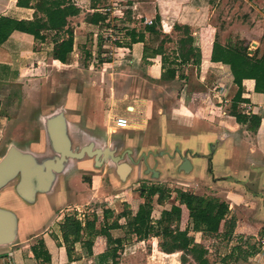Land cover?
<instances>
[{"label":"crops","instance_id":"obj_1","mask_svg":"<svg viewBox=\"0 0 264 264\" xmlns=\"http://www.w3.org/2000/svg\"><path fill=\"white\" fill-rule=\"evenodd\" d=\"M17 1L0 0V17L33 20L35 10L18 7ZM115 1L73 0L75 5L82 10L79 16L69 20L71 27L74 28L75 53L78 49L80 53L85 50L86 54L90 55L92 51L86 49H89L90 45L94 43L93 41L99 39L101 34L98 28L102 24L87 23L86 16L92 13L107 15L104 13L107 8L104 7L114 6ZM44 35L45 40L38 41L30 34L16 31L6 42L0 44V147H3L5 152L10 146H16L21 150L38 155L44 154L48 149L44 127L45 118L40 116L42 118L39 119L36 110L39 108L40 101H43L44 92H48L46 87L49 74L56 66L57 68L58 66L68 67L52 57L54 45L66 39L67 36L64 33L57 34L55 32H46ZM98 45V53L102 54L101 59L105 58L107 51L113 55L111 62L107 61L108 63H106V59H102L103 65L119 66L118 69H122V67L129 69V66L130 69L139 68L148 77L160 80L162 58L161 56L154 59L148 58L147 61L150 64L146 63L144 43L131 45L127 43L123 47L115 45L111 46L110 50L106 49L107 46L103 42ZM92 54L97 53L93 51ZM120 66L122 67L120 68ZM203 66L207 70L209 69L208 64ZM181 68L187 69L186 76L188 78H186L190 83L194 84L196 81L204 86L205 79L200 81L198 78H194L195 66L193 65L177 67L176 78L167 82H174L182 78L179 76ZM237 91L238 87L233 83L222 84L218 81L208 89L207 93L192 94L190 102L186 97L180 99L179 109L173 110V114L167 116L160 111L158 121H154L149 116L148 104L145 99L132 100L130 105L124 106V109L121 110L118 107H123V105H115V100L110 108H106L105 106H110L107 100H99L96 95L94 100L89 101L88 99L87 101L86 98L89 94L75 91H68L60 110L65 113L74 144H82L84 147L93 142L94 149L115 150L114 156L118 155L120 146L121 150L125 148L121 152V155L124 156L123 161L132 167V171L124 181L118 175V165H115L110 159L108 162L102 161L99 166L94 158L87 157L84 161L78 162L81 170L89 172L110 166L113 171L112 183L115 187L118 186V183L129 185L135 180H148L150 176L151 180L158 184L147 183L145 185L161 188V192L156 195L153 201L152 218L154 221L161 218L163 211L170 210L174 205L179 204L177 190L190 191L206 198H209L207 195H210V198L226 202L230 210L229 218L235 219L242 226H240L239 233L241 234H238V237L224 241L232 247L229 253L224 255L223 258L228 257L222 259V262L230 264L231 261L238 260L245 264H264V253L251 254L252 251H250L247 259H237L238 252L236 251L242 242L239 235H243L242 233L246 229L243 225L257 231L264 228V94L256 93L253 83H247L244 86L243 98L249 102L241 103L238 109L249 118L252 115L261 118L260 125L254 128L251 123L239 124L231 115V106ZM187 101L190 105H187ZM120 102L124 104L125 100H119L118 103ZM121 117L128 119L127 126L121 127L117 124L116 118ZM24 119L26 129L23 137L17 126L22 125L20 121ZM35 131L40 133V138H34ZM124 132H127V138H119ZM89 134L102 135L100 147H96V142L88 141L86 136ZM139 151L140 153H138ZM197 155L201 157L199 158ZM151 157H155V159ZM101 158L103 159V156ZM184 158H188L191 164L188 173L180 171ZM167 159H170L171 166H168ZM198 166H200L201 172L197 171ZM72 167L70 165L65 173L58 177L52 192L43 196H55L57 204H65L70 197L76 196V194L70 193L69 187H65V190L61 192L57 190L59 184L70 186L69 182H73L74 177L69 175ZM148 167L155 169L158 174L153 175L148 172ZM174 182L182 187L177 186L178 189L172 191L170 188ZM83 186L86 184L84 183ZM142 186L137 183L133 187L135 192H129L127 195L123 192L122 195L126 199L122 198L118 205L111 207L110 210L114 211L116 215H120L129 196L143 203L144 200L139 195ZM204 191H208L210 194L208 192H206L207 195L198 193ZM59 194L62 195L59 196ZM78 198L80 199L79 203L81 201L82 203L88 202L84 193ZM113 204L114 202H111L110 206ZM56 210H58L57 206L51 213L54 221L48 225L44 232L35 236V238H40V242L30 238L26 243L19 245L18 254L15 252L17 264H112V252L104 250L91 257L81 243L75 245V254L73 260L70 261L63 246L60 228L65 215H55ZM77 211L81 215H85L81 213L80 209ZM66 212H72V209L70 208ZM95 215L100 218L96 224V231H100L104 226L103 213L97 212ZM90 218V215H85L82 220L83 224L86 219ZM113 221L114 218L108 220L109 224H112ZM125 223V219L120 220L121 225H125ZM110 233L114 239L125 240L124 246L130 238L134 237H126L125 229L111 230ZM258 236L260 235L250 231L244 235L245 239L251 237L248 241L249 245ZM86 239L95 240V234L85 233L84 240ZM31 240L37 243L31 245L33 244ZM233 240H236L235 245H233ZM41 244L44 246V250L41 246L36 247ZM30 245L33 248H30ZM12 248L15 247H0V254L8 252ZM243 249L247 251L246 246ZM34 250L40 253L38 259L35 258ZM42 251L48 252L50 261H44L45 256L42 255L45 254Z\"/></svg>","mask_w":264,"mask_h":264},{"label":"rangeland","instance_id":"obj_2","mask_svg":"<svg viewBox=\"0 0 264 264\" xmlns=\"http://www.w3.org/2000/svg\"><path fill=\"white\" fill-rule=\"evenodd\" d=\"M114 4V6L104 7L111 9L110 11L107 9L104 11L108 15V19L98 28L99 32H101L99 39H95L94 43L90 45L91 47L86 49L91 50L92 53L95 51L97 54L93 55L91 53L89 55L88 53L86 54L85 50L80 53L77 49L73 63L68 65L67 68L62 66L57 68L56 66L53 72L49 74L48 86L46 87L48 92H44L43 101H40L39 108L37 107L38 109L36 110L39 119L50 117L58 112L68 91H75L89 94L86 98L87 101L88 99L89 101L94 100L96 95L99 100H107L110 106H105L106 108H110L115 100V105H123V107H118L121 110L124 109V106L130 105L129 103L132 100L145 99L148 104L149 116L154 121H158L160 111L164 113L163 115L167 114V116L173 114V110L179 109L180 99L186 97L190 102L192 94L207 93L212 85L220 81L215 73L211 71L207 73L208 70L205 66L201 67V70L195 67L196 73H193L194 78H198L200 81L205 79V82H203L204 86H202L199 84L200 82L195 81L193 84L188 81V76H186L187 69L185 68H181L179 72V76L182 78L174 82H164L148 77L139 68L130 69L131 67L129 66V69H127L120 66L122 69H118L119 66L103 65L102 59H106V61L104 60L106 63H108L107 61L111 62L113 55H111L110 51H107L105 58L101 59L102 54L101 52L98 53V43L103 42L107 46H105L106 49L109 50L111 46L116 45V42L127 45V43H130L128 33L133 30L137 33H144L146 42L152 48H157L164 41L166 43V58L169 62L173 61L175 57L177 40L180 37V34L174 29L177 24L182 26L189 25L195 37L199 36L200 29L209 27L210 36L217 32L219 41L223 45H236L243 41L249 46L250 55L258 48L264 49V0H116ZM157 18H159L160 22H158ZM152 25L156 27L155 34L146 31V27ZM205 65H207V62ZM201 76H204V78ZM119 100H125L124 104L118 103ZM188 101L186 103L190 105ZM40 116L42 117L40 118ZM20 122L22 125L17 127H19L20 133L22 132L21 135L24 137L26 129L25 119ZM94 135L89 134L86 137L88 141L96 142V147H100V141L102 142L101 139H103L101 138L102 135H95L96 137ZM126 135L127 132H124L119 138L125 139L127 138ZM34 138H40V133L36 132ZM81 147L82 144H74V148L80 149ZM122 150L119 146L118 155L122 154ZM4 154L5 149L0 147V159ZM197 157L200 158L201 156L197 155ZM151 158L155 159V157ZM166 162L168 166H171L170 159H167ZM71 165L73 169L70 170L69 175L74 177L73 182H69L70 186L59 184L57 187L59 192L65 190V187H69L70 193L76 194V196L70 197L65 204H57L55 196L45 197L42 194L38 197L35 204H24L25 202L15 193V183H11L2 191L0 207L12 210L19 217V237L14 246H12L15 248L8 250V252L11 251L18 254L19 245L26 243L30 238L40 242V238H35V236L44 232L48 225L54 221L51 213L56 206L58 210L54 212L55 215L62 216L64 214L66 217L70 214L79 219L80 213L77 209H80L81 213L90 215V219H92L97 212L102 214L104 210L111 209L113 206L116 207L121 199L125 198L122 195L123 192L126 195L129 192H135L133 187L137 183L140 185L147 183L158 184L151 180L149 176L148 180H135L129 185L124 183L120 185L118 183V186L115 187L112 183L113 171L110 166L84 172V170L80 169L78 162L72 161ZM200 166L202 165L200 164ZM200 166H198L197 171L201 172ZM207 168L208 166L206 165ZM82 182L86 186H83ZM172 185V188H170L172 191H176L178 189L177 186L182 187L177 182ZM206 192L208 191L198 193L207 195ZM83 193L88 198L87 203H82V201L79 203L80 199L78 196ZM208 193L210 194V192ZM61 195L59 194V196ZM207 196L210 198V195ZM111 202H114V204L110 206ZM70 208L72 212L67 213L66 210ZM192 235L194 234L192 233ZM259 237L254 238L250 246L255 247V250L259 251L257 253L263 254L264 244L260 242ZM261 237L264 238V236ZM201 240H204L207 248H209L211 262L213 264H224L222 259L228 257L223 258L224 255L229 253L232 246L226 242H219L215 238L211 241L209 238L204 239L200 235L198 236V241ZM160 241L157 238H150L145 242L138 240L136 237L130 238L120 251L119 264H195L190 258L187 263H182L180 261L181 253L173 255L163 253L160 249ZM31 242H33L31 245L37 243L32 240ZM235 244L236 240H233V245ZM31 245L30 248H33ZM40 246L42 247V244L36 245V247ZM231 262L227 263L245 264L243 261L238 262V260Z\"/></svg>","mask_w":264,"mask_h":264},{"label":"trees","instance_id":"obj_3","mask_svg":"<svg viewBox=\"0 0 264 264\" xmlns=\"http://www.w3.org/2000/svg\"><path fill=\"white\" fill-rule=\"evenodd\" d=\"M17 6L34 9L33 20H16L10 17H0V44L6 42L16 31L30 34L38 41L45 40L46 32L64 33L67 38L57 42L52 50V57L65 65L74 62V29L70 25V19L81 14L73 0H18ZM108 16L101 13L89 14L86 22L99 25L107 21ZM158 22H160L159 18ZM121 22V21H118ZM174 29L180 34L175 49V57L169 62L165 53V42L163 41L157 48H152L146 42L144 33H137L133 30L128 33L130 45L144 43V60L150 64L148 58L154 59L157 56L162 58L161 81L174 80L178 74L177 67L183 65H193L201 70L207 64L208 70L219 77L222 84L233 83L238 87L232 106L231 115L239 124L251 123L254 128L258 127L261 118L252 115L250 118L239 111L241 103H248L243 98L244 86L253 83L256 93L264 94V49H256L250 55L249 46L245 42L233 45H223L220 43L217 32L210 36L209 27L200 29L199 36L195 37L189 25H175ZM146 31L156 33L154 25L147 26ZM116 46L123 47L122 43ZM103 61V60H102ZM205 63V64H204ZM202 72V71H200ZM203 75V74H202ZM204 78V76H201ZM161 192L157 186L143 185L139 190L140 198L144 200L127 197V203L120 215L110 209L103 211L104 226L100 231H96V224L100 221L97 215L92 219H86L85 223L76 217L66 216L61 224V233L68 258L73 260L75 245L81 243L89 256H94L104 250L112 252V264H119L120 251L124 248L123 239H114L111 230L125 229L126 237H136L140 241H148L150 238L160 239V249L167 255L181 253L180 261L187 263L189 258L195 264H213L209 258L211 254L204 240L198 241V236L204 239L214 238L219 242L231 240L238 237L240 225L235 219L229 218V206L226 202L216 198H206L192 192L177 190L179 204L174 205L170 210H165L161 218L154 221L153 201L156 195ZM162 200L160 199V202ZM114 218L112 224L108 220ZM125 219V225L120 224V220ZM246 229L243 235H239L242 242L236 251L237 259H247L258 250L250 246L244 235L249 233L264 236V228L261 231ZM95 234L94 239L84 240V234ZM192 233L194 235H192ZM218 246V245H217ZM247 247V251L243 247ZM250 246V247H249ZM42 250L44 246L42 245ZM44 252V251H42ZM35 258L40 257V253L34 250ZM44 261H50L48 252H44Z\"/></svg>","mask_w":264,"mask_h":264},{"label":"water","instance_id":"obj_4","mask_svg":"<svg viewBox=\"0 0 264 264\" xmlns=\"http://www.w3.org/2000/svg\"><path fill=\"white\" fill-rule=\"evenodd\" d=\"M44 127L48 149L44 155L10 146L0 159V196L11 183H15L16 195L26 204H35L38 197L52 192L58 177L65 173L72 161L81 162L94 158L100 166L109 159L118 165V175L124 181L132 167L124 162V156H114L115 150L96 148L92 142L80 149L74 148L69 124L63 110L45 118ZM48 152V153H47ZM103 156V159L101 158ZM157 175L155 169H150ZM191 164L184 158L180 171L188 173ZM19 237V217L12 210L0 207V247H12Z\"/></svg>","mask_w":264,"mask_h":264},{"label":"built area","instance_id":"obj_5","mask_svg":"<svg viewBox=\"0 0 264 264\" xmlns=\"http://www.w3.org/2000/svg\"><path fill=\"white\" fill-rule=\"evenodd\" d=\"M116 122L121 127H125L128 125V119L126 118H116ZM85 218V215L79 214V220H83ZM260 242L264 244V238H259ZM0 264H17L15 259V253L9 251L5 252L3 254H0Z\"/></svg>","mask_w":264,"mask_h":264},{"label":"flooded vegetation","instance_id":"obj_6","mask_svg":"<svg viewBox=\"0 0 264 264\" xmlns=\"http://www.w3.org/2000/svg\"><path fill=\"white\" fill-rule=\"evenodd\" d=\"M127 155H128V153H127Z\"/></svg>","mask_w":264,"mask_h":264}]
</instances>
